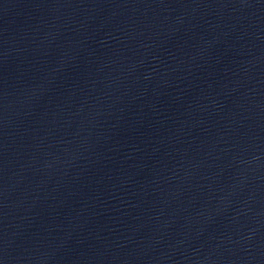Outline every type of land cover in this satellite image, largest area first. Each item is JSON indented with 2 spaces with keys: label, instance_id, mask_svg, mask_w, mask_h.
Segmentation results:
<instances>
[{
  "label": "water",
  "instance_id": "water-1",
  "mask_svg": "<svg viewBox=\"0 0 264 264\" xmlns=\"http://www.w3.org/2000/svg\"><path fill=\"white\" fill-rule=\"evenodd\" d=\"M0 264H264V0H0Z\"/></svg>",
  "mask_w": 264,
  "mask_h": 264
}]
</instances>
